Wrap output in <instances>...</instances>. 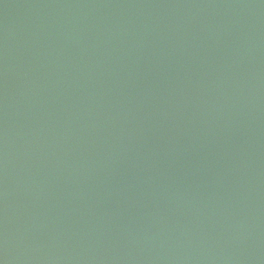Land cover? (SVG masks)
Masks as SVG:
<instances>
[{"label": "water", "instance_id": "water-1", "mask_svg": "<svg viewBox=\"0 0 264 264\" xmlns=\"http://www.w3.org/2000/svg\"><path fill=\"white\" fill-rule=\"evenodd\" d=\"M0 264H264V0H0Z\"/></svg>", "mask_w": 264, "mask_h": 264}]
</instances>
